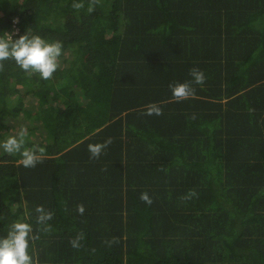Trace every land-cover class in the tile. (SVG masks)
Segmentation results:
<instances>
[{
	"label": "trees",
	"instance_id": "1",
	"mask_svg": "<svg viewBox=\"0 0 264 264\" xmlns=\"http://www.w3.org/2000/svg\"><path fill=\"white\" fill-rule=\"evenodd\" d=\"M73 2L0 0V35L63 45L48 80L0 71V141L25 125L45 149L34 168L0 149V238L29 223L33 264H264V0Z\"/></svg>",
	"mask_w": 264,
	"mask_h": 264
},
{
	"label": "clouds",
	"instance_id": "2",
	"mask_svg": "<svg viewBox=\"0 0 264 264\" xmlns=\"http://www.w3.org/2000/svg\"><path fill=\"white\" fill-rule=\"evenodd\" d=\"M100 0H89L88 12L92 13L95 6ZM72 8L79 10L84 7L82 2L72 3ZM19 30L17 29L16 32ZM62 42H49L39 35H33L27 31L26 34L14 38L13 34L4 33L0 35V71L4 69V61L13 60L16 65L25 71L28 75L33 73L39 74L41 79L48 80L52 78L54 72L59 67V57L62 54ZM195 84L202 85L205 82L204 73L198 68L190 70ZM172 96L176 101L188 99L194 95V89L191 83H176L169 85ZM146 115H162V109L157 104L147 106ZM194 118V117H193ZM28 136V128L21 125L14 135L7 136L6 139L0 141V149L8 154H19L21 156L20 164L25 168H34L38 163L43 162L44 148L35 146L34 148L25 147L26 137ZM113 142L109 137L103 143L89 144L88 151L91 159H98L101 154ZM195 195L194 192L189 193V197ZM141 201L151 205L153 203L147 192L140 195ZM77 211L83 215L84 206L77 205ZM37 215V224L41 226V231L48 232L51 226L47 223L53 218V213L45 210L43 206L35 209ZM32 226L25 222H13L7 232L6 238H0V264H33V259L28 253L30 240L34 242L39 239V235H31ZM84 239L83 234L77 235L75 239L70 241L73 248H79L80 241ZM110 245L118 243L117 238L107 241Z\"/></svg>",
	"mask_w": 264,
	"mask_h": 264
},
{
	"label": "rangeland",
	"instance_id": "3",
	"mask_svg": "<svg viewBox=\"0 0 264 264\" xmlns=\"http://www.w3.org/2000/svg\"><path fill=\"white\" fill-rule=\"evenodd\" d=\"M67 53H68V54H70V53H71V51H68ZM24 123H28V122H27V121H24Z\"/></svg>",
	"mask_w": 264,
	"mask_h": 264
}]
</instances>
